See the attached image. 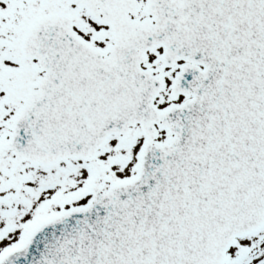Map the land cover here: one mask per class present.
I'll return each instance as SVG.
<instances>
[{"label": "snow or ice", "instance_id": "6c2138e0", "mask_svg": "<svg viewBox=\"0 0 264 264\" xmlns=\"http://www.w3.org/2000/svg\"><path fill=\"white\" fill-rule=\"evenodd\" d=\"M0 264H264V0H0Z\"/></svg>", "mask_w": 264, "mask_h": 264}]
</instances>
